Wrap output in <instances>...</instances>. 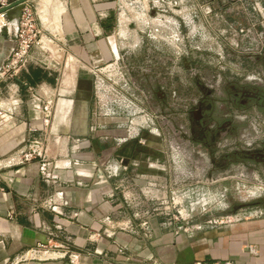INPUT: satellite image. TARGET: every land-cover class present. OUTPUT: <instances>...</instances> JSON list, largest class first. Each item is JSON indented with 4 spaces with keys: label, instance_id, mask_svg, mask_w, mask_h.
Masks as SVG:
<instances>
[{
    "label": "crops",
    "instance_id": "crops-1",
    "mask_svg": "<svg viewBox=\"0 0 264 264\" xmlns=\"http://www.w3.org/2000/svg\"><path fill=\"white\" fill-rule=\"evenodd\" d=\"M51 1L48 20L45 0L30 2L52 51L35 49L27 70L0 81V264H264L261 201L216 225L168 220L171 173L185 164L154 165L135 136L95 116L93 81L84 72L118 54L112 35L124 0ZM190 1L191 10L219 13L224 26L251 37L264 29V0ZM174 3L183 9V0ZM12 45L0 33V67ZM32 148L42 157L26 161ZM142 157L149 164L139 168ZM42 165L55 184L45 182ZM262 175L258 168L255 176Z\"/></svg>",
    "mask_w": 264,
    "mask_h": 264
},
{
    "label": "rangeland",
    "instance_id": "rangeland-1",
    "mask_svg": "<svg viewBox=\"0 0 264 264\" xmlns=\"http://www.w3.org/2000/svg\"><path fill=\"white\" fill-rule=\"evenodd\" d=\"M155 1L124 0L112 41L122 60V73L133 82L136 110L144 109L151 118L156 117L155 125L141 130L133 141H138L143 155L149 156L154 165L185 164L183 170L180 167V171L171 173L174 187L167 198H181L183 203L167 205V219L210 226L245 206L252 207L260 201L264 206V179L255 176L258 168L264 176V162L214 163L220 160L224 143L234 140L241 144L252 141L254 147L259 149L262 145L264 149V116L255 122L252 117H257V110L244 111L234 101L227 103L234 99L228 91L229 83L257 85L252 77L258 73L264 77V29L251 37L249 32L240 33L238 27L224 26L219 13L191 10L190 0H183L182 10L175 0H163L168 2L164 7ZM51 4L50 0L41 3L44 20H48ZM211 14L217 16L215 25L210 27L207 17ZM241 35L247 38L242 39ZM258 86L264 89V83ZM210 95L213 101H203ZM198 103L206 106L204 114L212 115L218 124L232 121L237 127L233 137L231 129L221 126L213 146H207L204 140L192 145L190 112L197 110ZM93 104L92 109L95 99ZM140 116L136 112L132 116L136 124H141ZM247 116L250 121L246 123ZM206 135L199 131V137L205 139ZM225 137L229 140L224 141ZM136 161L139 168L149 164L143 157Z\"/></svg>",
    "mask_w": 264,
    "mask_h": 264
},
{
    "label": "built area",
    "instance_id": "built-area-1",
    "mask_svg": "<svg viewBox=\"0 0 264 264\" xmlns=\"http://www.w3.org/2000/svg\"><path fill=\"white\" fill-rule=\"evenodd\" d=\"M18 1V0H16ZM16 1L0 0V33L5 32L12 40V48L5 63L0 67V81L12 80L20 73L27 70L32 61V53L35 49H41L44 53H50L53 47V39H47L43 27L39 24L40 17L34 5L27 2L23 5L21 13L18 17H10L8 12H2L3 9L9 8ZM240 33L246 34L245 29H240ZM37 64V63H36ZM123 72L122 60L119 53L108 63L100 67H92L84 73L86 77L90 76L93 81L94 99H95V116L99 119L113 121L118 128L127 131L129 137H139L141 130H147L150 126H154L152 118L144 109L136 110L134 99L133 82L125 78ZM134 92V91H133ZM41 103L36 107L40 110ZM50 106L45 107L47 123L51 113ZM141 114V124H136V120L132 117L134 114ZM36 156L42 157L41 153L35 148L25 155L26 161H31ZM46 183L55 184L57 178L48 175L45 165L40 170ZM190 199L189 196H184ZM172 202L175 206L181 205V198H173ZM54 208H52L53 210ZM55 211V209H54ZM179 214L182 216V212ZM75 259L72 258V261ZM74 264V263H73ZM188 264H234L231 262H193Z\"/></svg>",
    "mask_w": 264,
    "mask_h": 264
},
{
    "label": "flooded vegetation",
    "instance_id": "flooded-vegetation-1",
    "mask_svg": "<svg viewBox=\"0 0 264 264\" xmlns=\"http://www.w3.org/2000/svg\"><path fill=\"white\" fill-rule=\"evenodd\" d=\"M258 76L252 77V79L255 81L254 83L257 85H246L240 81H236L228 84V91L232 95V97H234V99L233 100L229 99L227 103L229 102V104H231L232 101H234L235 106L239 109H243L244 111L257 110V113L255 112L257 117L255 118L252 117V119H254L255 122L257 121V118L260 119L262 117V113L264 112V89L258 86V84L264 83V81H262V78L264 77H262V75H258ZM208 99L209 100L212 99L213 101L212 95L207 96V98H205V100L203 101L208 102ZM199 104L200 103H198L197 105L196 111L192 110L190 112L192 114L191 128H190L192 135L190 141L192 145H195L198 142H201V140H204V144H206L207 146L208 145L213 146L214 144L213 142H216L215 137L217 134H219V131L222 129V127L227 128L229 130L231 129L232 132L230 136L233 137L232 135H234L237 127L233 126L232 121L225 122L224 124L226 125L218 124L212 115H208V113L204 114L205 105H202V103L200 105ZM248 121H250V118L247 116L246 123ZM199 131L206 132L207 135L205 139L199 137ZM223 140L227 141L229 139L225 137ZM235 141L236 140H234L231 143L230 142L224 143V146L221 149L223 154L221 155L220 160L219 159L214 160L215 164H218L221 161H223V163L227 165L233 163L234 164L248 163L250 161H253L255 163L264 162V149L262 145H259V149H257L256 147H254L252 141L248 144L246 142L241 144L240 142H235ZM212 155H214L213 152ZM225 168L226 167H224V169Z\"/></svg>",
    "mask_w": 264,
    "mask_h": 264
},
{
    "label": "water",
    "instance_id": "water-1",
    "mask_svg": "<svg viewBox=\"0 0 264 264\" xmlns=\"http://www.w3.org/2000/svg\"><path fill=\"white\" fill-rule=\"evenodd\" d=\"M29 1L32 0H18L15 3H13L9 8L3 9L2 12H8V14H10L12 10L17 9L21 13L23 9V5Z\"/></svg>",
    "mask_w": 264,
    "mask_h": 264
}]
</instances>
